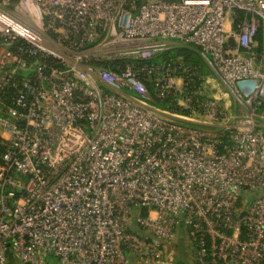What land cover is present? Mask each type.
I'll use <instances>...</instances> for the list:
<instances>
[{"label":"built area","instance_id":"1","mask_svg":"<svg viewBox=\"0 0 264 264\" xmlns=\"http://www.w3.org/2000/svg\"><path fill=\"white\" fill-rule=\"evenodd\" d=\"M261 26L264 0H0V264H176L179 228L195 264H264ZM171 42L247 116L152 64Z\"/></svg>","mask_w":264,"mask_h":264},{"label":"rangeland","instance_id":"2","mask_svg":"<svg viewBox=\"0 0 264 264\" xmlns=\"http://www.w3.org/2000/svg\"><path fill=\"white\" fill-rule=\"evenodd\" d=\"M260 31L262 32L263 43L260 44L257 41L258 44L256 47H254V51L256 53V59H254V68L260 69L264 73V26H261ZM202 61L204 68L203 73L209 82L207 85L208 95L215 96L221 100L223 106L228 109V113H231V116H235V118L247 116L246 110L242 108L236 99H234V97L228 91L226 84L220 79L214 70L211 69L204 59ZM175 82L178 84V87L181 86L182 82L179 80H175ZM168 246L170 248L166 253L167 258L173 260L176 264H195L192 256L194 246L190 240V237L187 235L186 230L185 233H183L182 228H179L176 239L172 243L168 244ZM9 264H22V262H20L16 258V255L11 252L9 256ZM132 264L140 263L135 258H132Z\"/></svg>","mask_w":264,"mask_h":264},{"label":"trees","instance_id":"3","mask_svg":"<svg viewBox=\"0 0 264 264\" xmlns=\"http://www.w3.org/2000/svg\"><path fill=\"white\" fill-rule=\"evenodd\" d=\"M257 41L260 44L263 43V36H262V32L260 30H259V34L257 36ZM196 49H198V48L197 47H190V48L185 49V50H177V51H172V52L171 51L162 52L159 55H157L156 57H154L151 63L155 64V65H164L165 63H167V62L169 63L171 61H173L175 63L178 58H181L183 60L184 64H186L187 66H190V67L199 68L200 71L202 72V74L204 75L202 58H201L200 54L196 52L197 51ZM106 66L110 67L112 69H116V67L113 66L111 63L106 64ZM145 83L147 84V87L149 90V95H150L151 99L153 100V103L162 109L167 108L171 99L170 98H168L167 100L158 99L156 96V93H155V86L152 83V81L146 80Z\"/></svg>","mask_w":264,"mask_h":264},{"label":"water","instance_id":"4","mask_svg":"<svg viewBox=\"0 0 264 264\" xmlns=\"http://www.w3.org/2000/svg\"><path fill=\"white\" fill-rule=\"evenodd\" d=\"M260 84L259 80H246L238 83V87L243 91L246 97L250 96Z\"/></svg>","mask_w":264,"mask_h":264},{"label":"crops","instance_id":"5","mask_svg":"<svg viewBox=\"0 0 264 264\" xmlns=\"http://www.w3.org/2000/svg\"><path fill=\"white\" fill-rule=\"evenodd\" d=\"M169 44L173 47L171 52L172 51H177V50H185V49H188L190 47H193V46H190V45L188 46V45H184V44H180V43H173V42H171ZM196 50H197L196 52L201 55L202 60L204 59V61L207 63V58L198 49H196Z\"/></svg>","mask_w":264,"mask_h":264}]
</instances>
